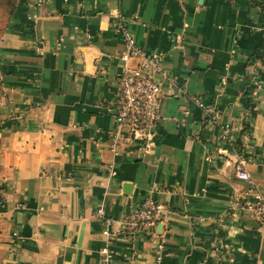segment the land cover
<instances>
[{
  "label": "crops",
  "instance_id": "0c3cea01",
  "mask_svg": "<svg viewBox=\"0 0 264 264\" xmlns=\"http://www.w3.org/2000/svg\"><path fill=\"white\" fill-rule=\"evenodd\" d=\"M115 20L160 57L148 137L105 107L136 62ZM240 160L264 200V0H20L0 37V264H101L103 245L109 264H264ZM149 194L162 213L130 237Z\"/></svg>",
  "mask_w": 264,
  "mask_h": 264
},
{
  "label": "built area",
  "instance_id": "2783aa9c",
  "mask_svg": "<svg viewBox=\"0 0 264 264\" xmlns=\"http://www.w3.org/2000/svg\"><path fill=\"white\" fill-rule=\"evenodd\" d=\"M118 16L116 14V20ZM115 28L121 33L123 41V50L119 58L123 61L135 60L136 62L123 67L115 75L114 96L105 107L112 114L117 128L125 131L131 139L148 137L157 120V102L160 93V83L151 77L150 72H161L160 57L158 53H146L138 46L131 33L122 27L119 20L115 22ZM162 74L166 76L165 73ZM251 83L258 87L257 81L252 80ZM194 101L201 106L198 100ZM233 176L248 183V192L253 197L249 207L259 227L264 229V200L253 189L250 176L242 168L241 160L234 166ZM161 213L162 205L151 194L146 195L139 204L124 215L122 230L130 237L139 233L150 234ZM96 214H100V209H96ZM104 222L109 223L107 219ZM103 233L108 232L104 229ZM156 248L159 251L161 244L158 243ZM98 255L101 264H109L111 255L105 245L99 248Z\"/></svg>",
  "mask_w": 264,
  "mask_h": 264
},
{
  "label": "trees",
  "instance_id": "16d2710c",
  "mask_svg": "<svg viewBox=\"0 0 264 264\" xmlns=\"http://www.w3.org/2000/svg\"><path fill=\"white\" fill-rule=\"evenodd\" d=\"M20 0H4L0 1V20L3 22L2 27L0 28V35L8 26L10 18L17 7Z\"/></svg>",
  "mask_w": 264,
  "mask_h": 264
},
{
  "label": "rangeland",
  "instance_id": "374dc122",
  "mask_svg": "<svg viewBox=\"0 0 264 264\" xmlns=\"http://www.w3.org/2000/svg\"><path fill=\"white\" fill-rule=\"evenodd\" d=\"M1 2H3L4 0H0ZM2 25H3V22H1V20H0V28L2 27ZM4 32V31H3ZM2 32V33H3ZM2 33H1V35H2ZM1 35H0V37H1Z\"/></svg>",
  "mask_w": 264,
  "mask_h": 264
}]
</instances>
